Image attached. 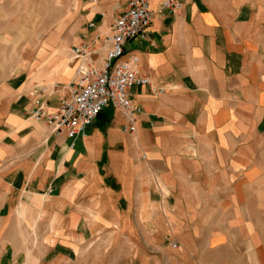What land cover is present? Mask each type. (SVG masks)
Here are the masks:
<instances>
[{"label": "crops", "instance_id": "1", "mask_svg": "<svg viewBox=\"0 0 264 264\" xmlns=\"http://www.w3.org/2000/svg\"><path fill=\"white\" fill-rule=\"evenodd\" d=\"M148 1V39L125 46L150 82L128 90L135 131L112 105L75 140L31 117L36 101L53 112L67 95L73 47L103 62L125 0H76L57 51L0 82V228L4 209L53 213L69 234L117 229L181 264H264V0H184L175 16Z\"/></svg>", "mask_w": 264, "mask_h": 264}, {"label": "rangeland", "instance_id": "2", "mask_svg": "<svg viewBox=\"0 0 264 264\" xmlns=\"http://www.w3.org/2000/svg\"><path fill=\"white\" fill-rule=\"evenodd\" d=\"M80 14L76 0H3L0 82L9 80L18 64L19 78L26 76L27 62H33L37 71L57 51L59 40L70 35ZM56 60L59 67L65 66L63 58L57 56ZM46 68L54 69L53 62ZM55 182L52 178L50 185ZM56 193L57 188L53 195ZM1 215L0 264H181L183 261L181 255L167 248L143 250V237L128 241L117 229L111 234L110 230L109 233L99 230L98 235L76 236L61 228L53 213L45 220L37 213H15L12 209L2 210Z\"/></svg>", "mask_w": 264, "mask_h": 264}, {"label": "built area", "instance_id": "3", "mask_svg": "<svg viewBox=\"0 0 264 264\" xmlns=\"http://www.w3.org/2000/svg\"><path fill=\"white\" fill-rule=\"evenodd\" d=\"M125 1V10L115 18L110 35L103 40L107 45L103 62L99 66L93 64L94 53L89 44L76 45L71 50L72 60L76 63L75 72L67 87V95L59 101L57 110L48 112L43 103L36 101L37 106L31 112V117L46 121L54 134L65 135L72 140L84 137L90 125L109 105L124 118L125 130L135 131L140 109L133 106L128 90L133 86H149L150 82L140 75L138 57L125 55V46L132 40L148 39L147 29L153 13L148 0ZM183 2L163 0L160 13L175 16ZM151 91L162 92L155 88ZM171 247L177 248V245L171 244Z\"/></svg>", "mask_w": 264, "mask_h": 264}]
</instances>
